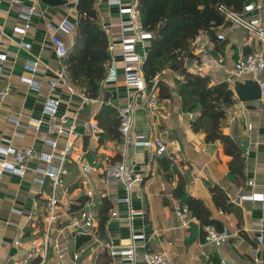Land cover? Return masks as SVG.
Instances as JSON below:
<instances>
[{
  "label": "crops",
  "instance_id": "obj_1",
  "mask_svg": "<svg viewBox=\"0 0 264 264\" xmlns=\"http://www.w3.org/2000/svg\"><path fill=\"white\" fill-rule=\"evenodd\" d=\"M32 2L0 0V51L7 52L0 82L9 86V93L0 105V139L9 137L16 145L31 144L40 153L50 149L46 139L57 137L59 147H63L66 138L47 130L46 101L50 96L60 99L59 115L79 111L77 128L82 135L71 139L72 150L63 173L69 190L61 193L63 202L72 199L74 206L84 199L85 204L89 199L87 191L94 189L92 198L96 201V210L101 199L111 202L104 226L108 227L116 244H128L132 232L144 235L136 240L134 262L106 253L104 255L110 260L103 264H146L144 253L147 250L165 252L168 264H222L224 259L231 264H264V100H242L234 87V82L241 79L233 73L237 59L264 49L260 39L244 28L226 27L224 40L208 36L205 51L199 47L193 49L196 56L204 52L214 62L204 74L213 82L228 80L234 89L236 99L227 108L223 130L244 150L245 175L240 178L231 172V156L225 153L222 142L207 141L204 131L193 129L192 120L199 115V110L187 109L182 104L179 93L182 76L177 72L167 71L166 74L172 87L169 98H160L158 88L152 93L148 84L143 90L128 87L124 81L122 57L117 51L114 55L119 63L118 78L115 81L104 79L99 96L91 98L81 108L83 94L87 95L83 87L74 85L77 92L70 91L66 80L60 79L57 87L51 89L49 81L58 77L65 63L55 51L51 34L56 32L69 46L73 44L79 20L78 0H40L37 13L32 14L29 26L22 31L20 28L27 20L21 16V10ZM96 6L102 25L117 38L118 8L99 0ZM64 20L69 27L60 26ZM148 47L149 40L139 43L138 50L145 53ZM30 60L38 61L35 71L28 67ZM245 77L242 80L258 79L264 90V69L256 76L249 73ZM26 78H32L35 85ZM103 103L115 107L118 114L120 108L131 105L135 133H142L146 139L161 135L175 144L162 155H156L151 143L132 142L124 149L122 139L112 137L98 122L97 115ZM11 116L23 122L30 117L41 118L44 123L40 129L18 127L9 118ZM95 122L99 129H94ZM121 158L145 175L143 180L134 183L130 193L121 181H105L100 171L82 172L81 163L102 169L107 161ZM36 166H46V162L35 157L24 175L5 173L0 178V264H21L35 235L33 231L42 229L51 185L49 179L40 182L41 174L35 170ZM181 180L184 181L182 193L177 196ZM213 184L223 187L230 199L240 205L241 220L234 213L216 207L210 189ZM256 193L263 198L244 197ZM189 196L203 199L222 229L231 232L223 244L216 246L205 242L199 219H190L186 225L181 223L175 203ZM54 235H58L57 229ZM74 248V238L69 234L68 255L62 260L63 264H102L74 261L71 257Z\"/></svg>",
  "mask_w": 264,
  "mask_h": 264
},
{
  "label": "built area",
  "instance_id": "obj_2",
  "mask_svg": "<svg viewBox=\"0 0 264 264\" xmlns=\"http://www.w3.org/2000/svg\"><path fill=\"white\" fill-rule=\"evenodd\" d=\"M12 2H23L25 0H11ZM28 7L21 10V16L27 20L25 26L20 30L25 31L29 26V19L32 14L37 13L40 0H32ZM114 5L118 8L120 19L118 22L119 35L115 38L106 27L109 37L108 49L112 55V60L108 66L105 81H115L119 76V63L115 58V53L119 51L121 54V62L124 70V81L128 87H135L137 90L145 89L147 83L143 73V63L146 53L138 50L139 43H146L153 36V32L146 28L143 21L140 5L142 0H99ZM218 8L224 13L228 25L220 27L216 31V38L224 40L226 38V27L244 28L250 34L257 36L264 44V0H250L242 11H236L226 4H219ZM60 26L69 27L67 21H62ZM109 32V33H108ZM209 33L201 30L193 40L194 47H199L205 51L206 41ZM55 51L57 55L63 59L68 55L70 46L66 40L58 33L51 34ZM27 44V43H25ZM7 58V52L0 51V77L3 72V63ZM221 61V59H220ZM187 68L204 73L205 69L214 65L213 60L206 54L195 56L186 60ZM28 67L35 71L38 68L37 60H30ZM264 69V49H257L249 52L243 57L237 59L234 68V75L237 79H244L249 73L254 76ZM64 79L70 91H76L77 88L70 81L66 71V65H62L58 71V77L49 81L48 86L55 89L59 84V80ZM33 86L35 83L32 78H26ZM230 82V81H229ZM150 86L153 93L157 89V80ZM9 93V86H4L0 82V105ZM83 101L80 108L85 102L91 98L83 94ZM261 99L264 100V90ZM60 99L50 96L45 105V112L48 114L46 121L49 133L64 136L66 143L63 147H59L56 138L46 139V143L50 146L47 151L38 153L31 144L16 145L9 137H1L0 139V178L5 173H15L24 175L31 159L37 157L46 162V166H36L35 170L41 174L39 180L45 183L49 179L51 185V193L48 199L47 214L44 219L42 229H36L33 232L30 245L21 260V264H63L62 260L68 255V237L71 234L75 241V248L71 252L74 261L89 262L98 261V258L108 253L111 256L119 255L124 259L135 261L136 240L144 235L142 233L132 232L130 242L120 246L115 243L110 235L107 226H100V216L95 209L96 201L92 198L94 189H89L86 203L81 208L73 206V200L67 199L63 202L61 193L66 194L68 187L64 181L63 173L65 171V162L69 159L72 150L71 139L80 137L82 132L78 130V112L68 113L67 111L58 114ZM191 114V113H190ZM120 132L122 137V145L127 148L128 144L135 142L138 144L151 143L156 148V155H162L169 150V146L175 144V141H166L161 135H156L152 139H146L142 133H135L132 130L134 118L132 115V106L127 105L119 109ZM18 127H32L40 129L44 121L41 118L30 117L28 121H20L19 118L9 117ZM94 129H99L97 122L93 123ZM178 150V149H177ZM82 172L84 174L93 171H100L102 177L107 182L121 181L128 193L135 182L144 178V173L136 171L134 166L126 161L125 158L112 159L107 161L105 166L100 169L98 166L81 163ZM254 183V181H251ZM244 197L263 198L261 194H249ZM129 199V196L126 197ZM175 212L181 223L184 225L190 219H198L194 216L186 203L177 201L175 203ZM57 229L58 235H54ZM206 231L205 242L213 243L216 246L223 244L231 235L227 228L219 229L214 224L204 226ZM37 231V234H36ZM89 236L90 239L82 241L79 239ZM262 239V235L258 236ZM146 264H168L169 258L165 252L147 250L144 253ZM203 264H206L204 262ZM222 264H231L230 261L224 259Z\"/></svg>",
  "mask_w": 264,
  "mask_h": 264
},
{
  "label": "trees",
  "instance_id": "obj_3",
  "mask_svg": "<svg viewBox=\"0 0 264 264\" xmlns=\"http://www.w3.org/2000/svg\"><path fill=\"white\" fill-rule=\"evenodd\" d=\"M250 0H142L140 9L144 25L153 32L143 63V73L148 85L157 80L160 98L172 96V87L166 79L167 71L177 72L182 76L179 82V93L185 108L199 110V115L192 120L194 130L206 133L207 141L219 140L224 151L231 156L230 170L237 177L244 178L245 155L243 148L229 133L224 132L223 122L227 108L234 103V89L228 80L213 82L208 74L198 73L186 67L185 62L195 57L193 40L201 30L216 39V31L229 23L218 8L223 3L236 11H242ZM79 20L75 29V38L69 48L64 62L70 81L84 88L90 98H97L100 84L106 78L112 55L108 49V34L100 20L96 0H78ZM99 124L114 138L122 139L120 117L115 107L103 103L97 115ZM184 181L181 180L176 190L177 196L182 193ZM212 198L217 208L234 213L242 219V208L232 201L223 187L213 184L210 187ZM181 201V200H180ZM85 200L81 199L83 207ZM181 202L186 203L191 213L196 216L204 231V226L214 224L222 229L218 219L213 217L212 210L206 202L189 196ZM82 205V206H81ZM100 226L104 227L111 208L107 198L97 205ZM82 236L79 242L89 240ZM110 257L102 255L98 261L106 263Z\"/></svg>",
  "mask_w": 264,
  "mask_h": 264
},
{
  "label": "water",
  "instance_id": "obj_4",
  "mask_svg": "<svg viewBox=\"0 0 264 264\" xmlns=\"http://www.w3.org/2000/svg\"><path fill=\"white\" fill-rule=\"evenodd\" d=\"M49 1V0H44ZM236 92L242 100L260 99L263 95V86L256 78L236 80L234 82Z\"/></svg>",
  "mask_w": 264,
  "mask_h": 264
},
{
  "label": "rangeland",
  "instance_id": "obj_5",
  "mask_svg": "<svg viewBox=\"0 0 264 264\" xmlns=\"http://www.w3.org/2000/svg\"><path fill=\"white\" fill-rule=\"evenodd\" d=\"M235 87V86H234ZM236 89V88H235Z\"/></svg>",
  "mask_w": 264,
  "mask_h": 264
}]
</instances>
